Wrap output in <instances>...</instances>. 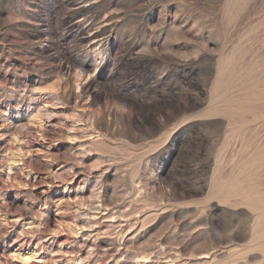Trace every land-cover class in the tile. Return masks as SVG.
Returning a JSON list of instances; mask_svg holds the SVG:
<instances>
[{"label": "rangeland", "instance_id": "obj_1", "mask_svg": "<svg viewBox=\"0 0 264 264\" xmlns=\"http://www.w3.org/2000/svg\"><path fill=\"white\" fill-rule=\"evenodd\" d=\"M240 47L260 110L264 0H0V264H226L200 259L202 218L141 207L109 142L138 135L141 94L202 104ZM239 124L235 144L264 139Z\"/></svg>", "mask_w": 264, "mask_h": 264}, {"label": "crops", "instance_id": "obj_2", "mask_svg": "<svg viewBox=\"0 0 264 264\" xmlns=\"http://www.w3.org/2000/svg\"><path fill=\"white\" fill-rule=\"evenodd\" d=\"M235 50L237 63L226 70L223 53L216 54L218 70L199 106H187L178 89L172 99L141 94L138 112L130 108L127 115L125 107L124 128L129 117L137 123L138 135L124 134L114 138L113 145L109 142V161L122 168L125 178H134L141 207L154 208L158 215L177 211L203 219L211 244L200 254L202 261L217 252L226 264H261L264 139L248 148L233 139L242 120L253 123L258 137L264 133V104L253 110L252 89L240 86V57L259 49ZM250 74L264 80V65ZM148 118L155 123L153 133L143 132Z\"/></svg>", "mask_w": 264, "mask_h": 264}, {"label": "bare ground", "instance_id": "obj_3", "mask_svg": "<svg viewBox=\"0 0 264 264\" xmlns=\"http://www.w3.org/2000/svg\"><path fill=\"white\" fill-rule=\"evenodd\" d=\"M27 257H29V256H27ZM25 258H26V256H25ZM25 258H24V259H25ZM31 258H32V257H30V259H31ZM27 262H28V261H27Z\"/></svg>", "mask_w": 264, "mask_h": 264}]
</instances>
